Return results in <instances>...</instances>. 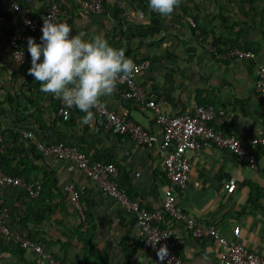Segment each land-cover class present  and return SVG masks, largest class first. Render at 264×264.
<instances>
[{
    "label": "crops",
    "instance_id": "1",
    "mask_svg": "<svg viewBox=\"0 0 264 264\" xmlns=\"http://www.w3.org/2000/svg\"><path fill=\"white\" fill-rule=\"evenodd\" d=\"M55 2L59 13L53 21L67 23L73 35L102 36L111 47L124 49L127 58L147 64L135 83L162 115L190 113L206 104L225 110L212 125L237 137L253 153L255 168L248 169L232 154L212 146L188 152L191 170L176 204L184 213L214 225L227 240L264 257V152L249 145L254 133H264V98L254 92L255 63L217 59L204 47L208 44L219 54L233 48L251 51L264 62V0H182L170 18L151 12L148 0H103L99 15L81 12L72 0ZM20 3L32 15L48 7V0ZM18 29L10 9L0 2V162L23 178L39 180L42 193L31 199L19 188L0 187V206L9 212L6 225L42 245L62 264H158L140 247L130 214L71 162L41 154L35 142H64L86 153L90 161L112 163L118 188L147 210L158 208L166 184L155 149L137 146L125 135L102 133L95 115L92 122L82 124L84 113L75 107L68 119H61L57 114L65 107L61 100L42 93L39 83L9 55L7 37ZM28 38L22 40L21 50L30 57ZM100 104L160 139L159 126L141 106L120 100L116 93L102 97ZM24 131L32 138L23 139ZM66 183L79 194L84 223L62 192ZM165 226L182 261L218 264L216 243L191 238L181 225L165 221ZM234 227L239 229L236 237ZM0 264L34 260L0 240Z\"/></svg>",
    "mask_w": 264,
    "mask_h": 264
},
{
    "label": "built area",
    "instance_id": "2",
    "mask_svg": "<svg viewBox=\"0 0 264 264\" xmlns=\"http://www.w3.org/2000/svg\"><path fill=\"white\" fill-rule=\"evenodd\" d=\"M22 1L29 2L31 0ZM0 2L8 6L19 25V29L7 37L6 46L9 55L17 65L28 71L31 67V58L21 50V42L25 37L33 38L36 43L41 42L43 19L49 17L54 20L56 18L59 13L57 4L55 0H48V7L45 11L32 15L21 6L20 0H0ZM72 2L78 10L88 15H99L103 12V0H72ZM184 19L191 27L194 26L191 18L184 17ZM204 47L217 59L253 61L255 63L254 92L264 98V62H259L253 52L233 48L224 50L219 54L214 47L208 44ZM133 62L139 68V72L127 80H120L115 93L120 100L141 106L142 111L146 114L151 113L154 123L160 128V139L157 141L153 134L100 103L92 111L102 133L125 135L137 146L147 150L155 149L160 161V169L166 181L162 199L157 209L147 210L141 207L118 188L116 183L117 169L112 163L98 160L90 161L86 153L76 146L64 142L46 145L35 142V148L45 156L71 162L80 174L94 183L103 194L111 197L130 214L133 218L140 247L152 253L158 264L161 262L156 253L162 245H166L168 249V257L163 264H187L179 258L176 243L172 238L171 231L165 226V221L183 226L188 230L190 237L195 240L206 238L216 243L218 264H264V257L255 251L246 249L235 240H227L214 225L184 213L176 204V198L183 193L191 170V162L186 157L188 152H197L201 148L212 146L232 154L248 169L255 168L256 161L253 153L237 137L212 125L213 121L225 114V110L221 107L208 104L198 105L190 113L171 117L162 115L159 107L148 99L144 91L135 83V77L147 64H137L134 60ZM73 108L63 107L58 110L57 114L61 119L66 120ZM21 137L31 139L32 134L24 131L21 133ZM1 143L2 137L0 135V145ZM249 145L264 152V133H254L249 139ZM0 187L19 188L31 199H36L40 194V187L36 182H27L8 174L0 175ZM62 192L67 196L70 208L84 223L83 207L74 185L66 183L62 187ZM261 196L264 199V187L261 190ZM8 217V209L0 206V240L4 244L31 254L34 264H62L61 259L47 252L42 245L11 230L6 225ZM238 230V227L232 229L234 237L237 236Z\"/></svg>",
    "mask_w": 264,
    "mask_h": 264
},
{
    "label": "clouds",
    "instance_id": "3",
    "mask_svg": "<svg viewBox=\"0 0 264 264\" xmlns=\"http://www.w3.org/2000/svg\"><path fill=\"white\" fill-rule=\"evenodd\" d=\"M181 2L148 0V8L170 18ZM41 33L40 43L31 37L27 40L26 50L31 57L28 75L39 83L42 93L61 100L67 108L75 107L84 113L82 124L92 122V109L102 97L115 93L120 80H127L139 72L124 49L111 47L102 36L85 39L83 32L73 35L67 23L54 22L49 17L43 19ZM156 255L163 264L168 257L167 246L162 245Z\"/></svg>",
    "mask_w": 264,
    "mask_h": 264
},
{
    "label": "trees",
    "instance_id": "4",
    "mask_svg": "<svg viewBox=\"0 0 264 264\" xmlns=\"http://www.w3.org/2000/svg\"><path fill=\"white\" fill-rule=\"evenodd\" d=\"M2 160V156H0V161ZM0 168H1V170L4 172L3 174H8V175H11V176H15V177H18V178H20V179H22V180H24V181H27V182H36L38 185H39V187H40V194H39V197H40V195H41V193H42V183L39 181V180H29V179H26V178H23L21 175H20V173H18V172H15V170H14V168H12L11 170H7V169H5L3 166H2V164H1V162H0ZM1 175V174H0ZM123 191V190H122ZM124 192V191H123ZM126 194V193H125ZM38 197V198H39ZM71 209V208H70ZM42 218V217H41ZM32 240V239H31ZM16 249H18V248H16ZM19 250V249H18ZM20 252H23L22 250H19Z\"/></svg>",
    "mask_w": 264,
    "mask_h": 264
}]
</instances>
